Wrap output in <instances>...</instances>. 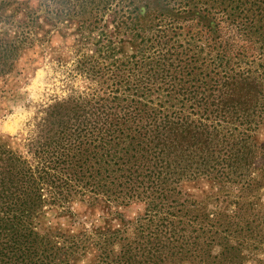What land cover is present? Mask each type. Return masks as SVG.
<instances>
[{
	"label": "trees",
	"instance_id": "trees-1",
	"mask_svg": "<svg viewBox=\"0 0 264 264\" xmlns=\"http://www.w3.org/2000/svg\"><path fill=\"white\" fill-rule=\"evenodd\" d=\"M48 1L0 0L1 78L48 38L59 16ZM70 1L64 10L82 15L87 0L77 12ZM250 3L252 16L264 15V0ZM177 73L168 89L169 100L180 96L176 112L144 94L68 96L40 110L23 152L0 141V264H233L255 247L261 208L252 211L250 170L264 130V76ZM74 203L109 217L76 226ZM129 204L142 211L127 220L117 207Z\"/></svg>",
	"mask_w": 264,
	"mask_h": 264
},
{
	"label": "rangeland",
	"instance_id": "rangeland-1",
	"mask_svg": "<svg viewBox=\"0 0 264 264\" xmlns=\"http://www.w3.org/2000/svg\"><path fill=\"white\" fill-rule=\"evenodd\" d=\"M56 1L59 16L48 38L27 50L17 72L0 77V141L11 149L24 151L35 118L55 99L144 94L151 106L176 112L180 96L169 100L168 89L178 71L186 76L192 68L209 69L220 76L233 67L264 76V15L252 16L251 0H87L82 15L65 11L66 0ZM80 1H70L76 12ZM170 102L174 106L168 107ZM256 134L250 175L257 177L252 211L260 206L261 225L251 236L255 247L233 254V264H264V130ZM189 192L199 195L198 189ZM87 207L71 206L76 226L89 228L109 217ZM141 211L139 204L117 207L127 220ZM57 221L65 228L70 224L66 217ZM224 259L231 257L216 258Z\"/></svg>",
	"mask_w": 264,
	"mask_h": 264
}]
</instances>
